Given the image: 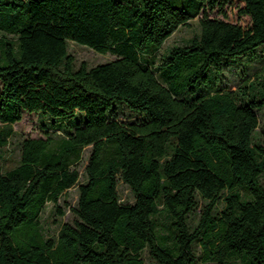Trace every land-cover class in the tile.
<instances>
[{"label":"trees","instance_id":"16d2710c","mask_svg":"<svg viewBox=\"0 0 264 264\" xmlns=\"http://www.w3.org/2000/svg\"><path fill=\"white\" fill-rule=\"evenodd\" d=\"M231 1L0 0V149L25 113L58 133L24 139L19 164L0 173V264H146V250L158 264H264V76L213 86L226 60L264 47V0H237L248 28L226 19ZM196 17L200 33L159 60ZM69 41L116 59L75 69ZM118 103L144 119L122 121ZM77 184V219L47 238L42 212L63 213Z\"/></svg>","mask_w":264,"mask_h":264},{"label":"rangeland","instance_id":"374dc122","mask_svg":"<svg viewBox=\"0 0 264 264\" xmlns=\"http://www.w3.org/2000/svg\"><path fill=\"white\" fill-rule=\"evenodd\" d=\"M243 6L242 2L233 0L224 6L227 14L226 19L233 23H238L243 27H250L251 20L248 16L240 13V8ZM211 17H223L219 8L209 11ZM201 17V16H200ZM196 17L190 21L189 24L181 26L175 31L163 44L161 49L157 52V57L160 60L162 56L166 55L170 49L175 46H182L189 43V40L200 33L199 18ZM4 33L0 32V37H4ZM11 38L10 36H8ZM69 52L74 57V68L78 69L83 63L89 68L101 63H106L116 59L112 53L102 54L96 50L78 44L75 41H69ZM264 76V47L257 49L253 54L246 55L237 59H230L225 61V69L220 77L214 80L213 86L235 90L245 81L247 83L256 81L259 77ZM2 83L0 82V92ZM119 118L130 124L140 120L144 117L140 114L130 110L125 104L118 103L116 105ZM260 117V125L256 129L254 138L257 143L264 146V108L258 110ZM50 125L47 118L38 113H25L23 119L12 125L14 134L10 138L9 143L0 149V173H6L19 164L21 156V148L24 139L45 137L46 131L54 134L52 129H46L44 126ZM58 134V133H57ZM56 134V135H57ZM53 135V136H56ZM91 153V146L86 147L83 151V157L78 164L80 170L79 183L86 182V166L89 161ZM264 182V177H263ZM79 185H75L67 192H65L58 204L63 211L52 203H48L45 210L40 216V223L42 231L47 238H57L64 223H74L77 219L73 208L77 206L79 198ZM118 192L123 203H133L135 200L134 193L131 188L123 181L119 182ZM199 210L194 212L190 218V225H196L199 219ZM169 220L165 215H161L158 219V232L163 235H171ZM196 253L199 255L201 247L198 244L194 245ZM143 257L146 264H158L156 260L146 250L143 252Z\"/></svg>","mask_w":264,"mask_h":264}]
</instances>
